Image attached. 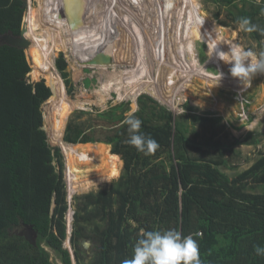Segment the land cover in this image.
Returning <instances> with one entry per match:
<instances>
[{
  "label": "trees",
  "instance_id": "16d2710c",
  "mask_svg": "<svg viewBox=\"0 0 264 264\" xmlns=\"http://www.w3.org/2000/svg\"><path fill=\"white\" fill-rule=\"evenodd\" d=\"M240 1L241 6L234 0H214L226 8L232 5L227 14L233 23L244 17L264 28V0ZM23 4L24 0H0V35H20ZM52 10L50 4L44 7L48 21ZM40 27L37 13L28 5L25 38L41 41ZM248 34L255 41L264 40L259 32ZM26 50L0 46V264H53L45 246L63 264H72L64 242L67 202L62 157L58 148L49 145L43 129L45 119L51 132L57 101L50 118H44L42 105L52 91L43 80L25 78L31 71ZM29 52L36 68L43 65L41 55ZM55 67L71 95L74 86L62 53ZM137 106L131 114L142 121L141 131L160 145L153 155L145 156L125 143L128 126L122 122L129 115V102L96 113L93 123L80 120L83 116L94 119L90 112L79 111L64 127V142L107 144L123 162L121 175L108 188L72 201L67 193L70 222L74 207L70 244L76 262L81 264L84 257L83 239L92 243L88 264H122L132 258L142 230L175 229L182 236L193 235L201 264H264V257L254 252L255 245L264 246V153L248 169L229 177L221 170L230 169L224 148L212 153L202 150L186 136L184 124L147 95L138 97ZM191 119L208 121L196 114ZM52 140L60 144L56 129ZM65 155L67 191L75 192L76 171ZM90 161L76 169L79 175L97 163ZM108 162L101 163V169L107 170ZM17 225L36 232L35 246L10 233Z\"/></svg>",
  "mask_w": 264,
  "mask_h": 264
},
{
  "label": "rangeland",
  "instance_id": "374dc122",
  "mask_svg": "<svg viewBox=\"0 0 264 264\" xmlns=\"http://www.w3.org/2000/svg\"><path fill=\"white\" fill-rule=\"evenodd\" d=\"M76 1H79L78 5H76ZM120 1L121 0H89L87 2L86 0H71L68 2L67 0H46L39 5V0H26L27 6L31 5L34 8V11L37 13L42 23L43 27H40L37 32H41L40 38H42L50 48L51 59L53 60V65L51 66H47V64L43 63V65L40 66L43 69V75L41 73V76L35 78L32 73L36 69V66L28 48L25 54L31 71L27 79L30 82L43 80L50 89L52 88L51 97L42 105L44 118L47 117L48 119L50 111H52L55 105L54 99L57 101V113L51 126V132L49 122H46L44 118L43 125L47 133L49 145L52 148H58L61 153L63 180L65 184L68 175V165L65 154L69 156L76 171V173L73 174L74 189L78 191H67L70 201L76 196L108 188V186L121 175L123 162L118 155L112 154L111 147L104 143L74 144L77 145V147L71 149L69 145L72 146V144L63 141L64 130L67 123L79 111L90 112L91 115H89V117L94 119L90 120L87 116H83L80 120L93 123L95 117L97 118L96 113H101L116 105H120V103L127 102L130 103V111H128V114H131L136 110V107L138 108L137 104L135 105L136 95L133 94L135 93L134 91H137L136 89H139L138 92H136L139 93V96L147 95L153 99L154 97L148 94V90L153 89V86H155L154 93L158 95L157 97L159 99L154 100L166 107L172 112L176 120L184 124V127L187 129L186 136L193 143L198 144L202 150L212 153L219 147L224 148L226 158L230 161V169L221 168V170L229 177L248 169L260 154L264 153V75L258 74L255 76L249 89L240 97V94L235 93L234 87L226 84L225 80L221 81L215 79L217 74H223L225 72L230 73L229 68L231 65L229 64L227 66L220 60V63L217 64V72L214 73L216 75H214L211 72L214 70V68H212L214 65L209 61L210 55H212V49L210 48L213 46L214 48L217 47V50H220L219 43L225 46L224 48H231L239 44L245 49H251L259 54V52L264 51V40L255 41L247 32L239 27L238 23L232 22L227 14L232 5L226 8L223 4L216 3L214 0H194L195 4L191 5H195V8L197 7L204 17H195L193 14L198 13V11L191 6L188 9L190 14H188V18L186 17V19L183 20V23H179L177 18L174 17V14L173 16H171L170 13L168 14L167 7L165 6L166 0H152L153 7H156V5L158 6L155 10L156 12L153 11L154 9L149 4L150 2L148 0H139V4L137 5H134L132 2L135 0ZM234 1L238 6H241L240 0ZM94 2H96L95 6L93 4ZM187 2L190 3V1ZM88 3L89 6L87 8ZM49 4L53 6L51 21L46 20L44 16V7ZM107 6L108 9L106 14L108 17L107 20H109L107 27L109 26V30L112 28L109 31V37L111 38V42L113 38L115 39L118 61H110L102 65H97V63H93V60L84 59L80 64L72 54L70 47L64 48L63 44H61L62 40L59 34V27L63 18L60 16L59 12L60 10H68L65 13L67 18L70 19V23L67 24V27L68 25L72 26V24L77 26L87 18L89 22H93L92 25L94 26L99 16L104 12L103 8ZM91 12H94V14L92 13L90 15ZM209 21L216 25L214 29L212 28V32L208 31ZM192 22L197 23V25L193 23L195 27H198V25L204 27L205 30L209 32V37L212 38L210 44L209 42H200L201 44L198 43L196 47V51L205 59L202 61L204 62L203 73L198 75H195L197 71L195 67L197 65L187 66L181 56L177 55V46L179 45L178 41H180V38L182 41L184 40L183 43L186 46L188 42L192 41L195 47V37H197V41L201 37L200 33L197 31L199 29L189 28ZM172 27L174 28L172 30L174 32L170 33ZM103 28L106 29L105 26ZM226 28L236 34V38L231 40V42H227L230 35L228 34L227 36L224 33V31L227 30ZM163 29L166 31L164 37L166 39L164 40L166 46L160 38V32L163 31ZM186 34L190 35L191 38L186 39ZM62 35L66 40H69L68 38L70 37L68 33ZM94 35H96V33H94ZM157 36H159L160 40L158 41L159 45L157 41L154 43L153 40L156 39L155 37ZM23 37L25 38V35H23ZM146 39L149 40H147L146 43L148 42L149 46L152 48L154 47L152 46L153 44L158 45L161 58L157 56V59L152 60L148 54H146L138 60L136 56H133L132 50L134 44L136 47L134 52L136 54L138 47L137 43L145 42ZM161 45H163V47ZM115 46L113 50H115ZM128 46L130 47L128 48ZM167 47H170L169 50H166ZM149 50L151 52V49ZM152 52L154 54L153 49ZM59 53H62L66 60L67 71L69 72L70 79L74 86L71 95L67 94L64 82L55 67V60ZM43 56L48 58L45 54H43ZM207 56H209V58H207ZM49 73H53L55 82L50 83L47 80L46 75ZM122 73L129 76L123 78V81H127V78H129V82L124 85L120 83L121 78L117 77L118 75L121 76ZM115 75L116 77H114ZM109 82L115 84L119 83V85H114V87L104 90ZM144 82L146 83L143 84ZM116 87H120L118 91ZM154 93L153 95H155ZM131 94L132 96H130ZM67 110L70 112L66 114L65 112ZM194 114L205 117L208 121H193L191 115ZM242 114L245 115V118L240 117ZM97 122L103 124L99 119ZM55 129L58 132L59 141L61 140L60 144H56L52 140V133ZM253 140H256L257 143H252ZM89 151H93V154H90ZM90 159L97 160L96 165H92L94 166L93 168L85 167L83 169V174L79 175L76 169L86 162H92ZM104 161H109L107 163V170L101 169L100 164ZM73 208L74 207H72V209ZM89 244L87 252L92 251V243L90 242ZM42 246L44 247L45 245L42 244ZM45 248L53 264H63L57 253L46 246ZM72 264H77L75 259L72 261Z\"/></svg>",
  "mask_w": 264,
  "mask_h": 264
},
{
  "label": "bare ground",
  "instance_id": "6f19581e",
  "mask_svg": "<svg viewBox=\"0 0 264 264\" xmlns=\"http://www.w3.org/2000/svg\"><path fill=\"white\" fill-rule=\"evenodd\" d=\"M46 0H39V5L42 3V2H45ZM68 2L69 1H71V0H67ZM87 2L89 1V0H86ZM122 1V0H121ZM120 1V2H121ZM150 3V5L152 6V8L154 9L153 11L154 12H156L155 10H156V8H158V6L156 5V7H153L154 5L152 4L153 2H152V0H148ZM187 1H190V3H188ZM133 2V4L134 5H137V4H139V0H135V1H132ZM158 2V1H157ZM126 3H127V1H126ZM130 3V2H129ZM154 3H155V1H154ZM172 7H167V10H168V14L170 13V15L171 16H173V14H174V17H176L177 18V20L179 21V23H183V20H185L186 19V17L188 18V14H190L189 13V11H188V9H189V7H193V8H195V5H191V4H195V1L194 0H172ZM79 4V1H76V5H78ZM94 4V6H95V4H96V2H94L93 3ZM179 5V6H178ZM31 6V5H30ZM88 6H89V3H88V5H87V8H88ZM109 6V5H108ZM108 6L105 8H103L104 9V12H102V15H100L99 16V18L97 19V23L93 26L92 24H93V22H89L88 21V18L87 19H85V21H83V22H81V24H79V25H77V26H75L74 24H72V26H69L68 25V27H67V24H69L70 22V19H68L67 18V15L65 14L68 10L66 9V10H60V12H59V14H60V16L63 18V20H62V22H61V24H60V27H59V34H60V38H61V40H62V43L61 44H63V46H64V48H67V47H70V50H71V52H72V54L75 56V58L77 59V61H78V63H80L81 64V62H82V60H84V59H88V60H93L94 62L93 63H97V65H102V64H105V63H108V62H110V61H113V62H117L118 61V55H116V53H117V47L115 46L116 44H115V39L113 38V40H112V42H111V38L109 37V31L112 29H110L109 30V26L107 27V25L109 24V20H107V9H108ZM179 7V8H178ZM174 8H175V11H174ZM34 9V8H33ZM110 9H111V7H110ZM178 9V10H177ZM197 11H198V13H195V14H193L195 17L197 16H203L202 14H201V12L199 11V9L196 7L195 8ZM94 14V12H91L90 13V15L91 14ZM65 14V15H64ZM113 14V13H112ZM45 16V15H44ZM204 17V16H203ZM101 18V19H100ZM95 19V18H94ZM143 19V18H142ZM93 20V19H92ZM96 20V19H95ZM145 20V19H144ZM86 21H87V23H86ZM108 21V22H107ZM89 22V23H88ZM193 23H194V25H197V23H195V22H192L191 23V25H189V28H191V29H199V30H197L199 33H200V39L197 41V37H195L196 38V40H194L195 42H196V45H195V47H194V44H193V42L192 41H190V42H188V44H187V42H186V44H187V46L183 43V41L181 40V38H180V41H178L179 42V45H178V43H177V55H180L181 56V58H182V60L184 61V63H185V65H187V66H195V65H197L195 68H196V73H195V75H198V74H201V73H203V66H204V62H202V61H204L205 59L204 58H202L200 55H199V53H198V51H196V47H197V45H198V43L199 44H201L200 42H204V43H206V42H209V44H210V41H212V38L211 37H209V32L211 31L212 32V28L214 29L215 27H216V25L215 24H213L211 21H209V24H208V31L209 32H207L206 30H205V28L204 27H200L199 25H198V27H195L194 25H193ZM106 27V29L105 28H103V27ZM99 27H100V30H99ZM147 28V27H146ZM174 28L172 27L171 29H170V33H172V32H174V31H172ZM227 30H225L224 31V33L228 36V34L230 35L229 37H228V40H227V42H231V40H234L236 37V34L233 32V31H231L230 29H228V28H226ZM145 30V29H144ZM65 33H68L69 35V37L70 38H68L69 40H66V38L65 37H63V35L62 34H65ZM94 33H96V35H94ZM160 34H161V40L163 41V44L165 45V41L164 40H166L164 37H165V34H166V31L163 29V31H161L160 32ZM187 35V34H186ZM65 36V35H64ZM137 36V35H136ZM160 36V35H159ZM159 36H157L158 37V39H157V37H155L156 39H153L154 40V43L157 41H160L159 40ZM214 36V35H213ZM52 37V36H51ZM117 37V36H116ZM124 37V36H123ZM170 37H171V35H170ZM187 38L186 39H190L191 38V36L190 35H187L186 36ZM164 38V39H163ZM167 38V37H166ZM26 39V38H25ZM41 39V41H32V40H29L30 41V45H29V47H27V49L29 48V50H32V51H34V52H36L37 54H39V55H41L42 56V58H43V63H45V64H47V66H51V65H53V60L51 59L52 58V56H51V51H50V48L46 45V43L44 42V40L42 39V38H40ZM49 39V38H48ZM185 39V38H184ZM27 40V39H26ZM140 40V39H139ZM148 39H146L145 40V42H138L137 43V52H136V54H135V52H134V49H136V47H135V44H134V47H133V50H132V52H133V56L135 57H137L138 58V60H139V58L141 59L143 56H145L146 54H148V56L150 57V59H152V60H155V59H157V56L159 57V58H161V55H160V50H159V48H158V45H159V42H158V45L157 44H153L152 46H154L153 48L151 47V46H149V43L147 42L146 43V41H147ZM192 40V39H191ZM149 41V40H148ZM186 41V40H185ZM46 42H47V40H46ZM125 42V41H124ZM124 42H123V44H124ZM130 42V41H129ZM194 42V43H195ZM127 43V42H126ZM117 44H120V43H117ZM148 44V45H147ZM151 44V43H150ZM167 44V43H166ZM95 45V46H94ZM127 45V44H126ZM125 45V46H126ZM182 45V46H181ZM115 46V50H113V47ZM131 46V45H130ZM130 46H128V48L130 47ZM162 47H163V45H161ZM166 46V45H165ZM165 46H164V48H165ZM123 47H124V45H123ZM225 46H223L221 43H219V48H221L220 50H218V51H224V52H227V51H229V47H227V48H224ZM169 48L170 47H167L166 48V50H169ZM183 48V49H182ZM149 49H151V52H150V50ZM152 49L154 50V54H153V52H152ZM172 49V48H171ZM210 49H212L211 50V54L212 55H210L211 57L209 58V56H207V58H209V61H210V63H212L214 66L212 67V68H214V70L213 71H211L213 74L214 73H216L217 71H216V69H217V64L218 63H220V60L216 57V55H215V53H213V51H214V47L212 46ZM67 51V50H66ZM122 52V51H121ZM170 52H171V50H170ZM43 54H45L48 58H50V59H48V58H45L44 56H43ZM140 54V55H139ZM170 54V53H169ZM168 54V55H169ZM208 54V53H207ZM167 55V54H166ZM204 55V54H203ZM125 58V57H124ZM133 62V61H132ZM224 62V61H223ZM98 63H100V64H98ZM227 66L229 65L228 63H226V62H224ZM158 64H159V61H158ZM166 64V63H165ZM169 67V66H168ZM191 68V67H190ZM147 70V69H146ZM193 70V69H192ZM191 70V71H192ZM158 71V70H157ZM43 72V69L41 68V67H38V68H36L35 70H34V72L32 73V75H33V77H35V78H37L38 76H41V73ZM221 72V71H220ZM30 73V72H29ZM29 73H27L26 75H25V78L27 79L28 77H29ZM100 73V72H99ZM103 73V72H102ZM104 74V73H103ZM207 74V73H206ZM42 75H43V73H42ZM214 75H216V74H214ZM106 76V75H105ZM207 76V75H206ZM114 77H116V75L114 76ZM118 78L120 77L121 79V81H120V83L122 84V85H124V84H127V82H129V78H127V81H123V78H125V77H129V76H127V75H125V74H123L122 73V75L121 76H117ZM202 77V76H201ZM46 78H47V80L50 82V83H53V82H55V78H54V76H53V73H49L48 75H46ZM157 79V78H156ZM215 79H217V80H221V81H226V84H228V85H230L231 87H234V89H235V93L236 94H240L239 96L240 97H242V94L244 93V92H246L248 89H249V87L250 86H243L242 84H240L235 78H233L232 76H231V74L229 73V72H225V73H223L222 75H221V77H220V75L219 74H217L216 76H215ZM158 80V79H157ZM227 80H229V81H227ZM116 82V81H115ZM133 83V82H132ZM136 83V82H135ZM146 82H144L143 84H145ZM152 83V82H151ZM114 85H119V83L118 84H115V83H113V82H109V84H107L106 86H105V89L104 90H108L109 88H112V87H114ZM152 85V84H151ZM150 85V86H151ZM258 85V84H257ZM140 86V85H139ZM165 86H166V84H165ZM154 87L155 86H153V89H151V90H148V94L149 95H151V96H153L154 98L153 99H159L157 96V94H155L154 92H155V89H154ZM168 87V86H167ZM256 87V86H255ZM119 88L120 87H116V90L118 91L119 90ZM159 89V88H158ZM259 89V88H258ZM129 90V89H128ZM127 90V91H128ZM137 91H134L135 93H133L134 95H136L135 96V99H136V101H135V105L137 104V99H138V97H139V93H136V92H138V90L139 89H136ZM153 93L155 94V95H153ZM162 95V94H161ZM130 96H132V94L130 95ZM163 96V95H162ZM101 97V96H100ZM120 98V97H119ZM166 102V101H165ZM220 106V105H219ZM121 107V106H120ZM135 109V108H134ZM136 110H137V107H136ZM135 110V111H136ZM211 110V109H210ZM217 110V109H216ZM135 111H133V112H135ZM70 111L69 110H67L65 113L67 114V113H69ZM132 112V113H133ZM240 117H242V118H245V115H240ZM62 122H63V119H62ZM253 125V124H252ZM251 127V126H250ZM61 130H62V125H61ZM240 131V130H239ZM235 133V132H234ZM60 142H61V140H60ZM70 146V148L72 149L73 147H77V145H74V144H72V146L71 145H69ZM66 151H68V150H66ZM68 152H70V151H68ZM65 188L67 189V186H66V184H65ZM66 202H67V210H66V212H65V225H66V239L64 240V242L65 241H67V246H68V248L66 249L65 247H63L64 249H66L68 252H69V254H70V258H71V260L73 261V258H74V255H73V249H72V247H71V244H70V236H71V233H72V223H73V214H74V208H73V213H72V215H71V222L69 221V216H68V211H69V200H68V197H67V190H66ZM54 206V201L52 202V207ZM63 242V243H64ZM84 242H86L88 245H89V241H87V240H85Z\"/></svg>",
  "mask_w": 264,
  "mask_h": 264
},
{
  "label": "clouds",
  "instance_id": "9594fccd",
  "mask_svg": "<svg viewBox=\"0 0 264 264\" xmlns=\"http://www.w3.org/2000/svg\"><path fill=\"white\" fill-rule=\"evenodd\" d=\"M166 7H172L171 0H166ZM239 27L247 32H259L264 36V28L253 24L250 18H240ZM216 57L231 65L230 74L243 86H251L255 76L264 75V51L257 54L251 49H245L237 44L229 48V51L214 49ZM220 77L222 73L219 74ZM127 125L129 133L126 144L133 146L145 156L153 155L160 148L157 140L141 131L142 121L133 114L122 122ZM199 235V233H196ZM255 255L264 257V246H254ZM122 264H201L199 247L193 235L182 236L175 229L167 230H142L132 250V258L124 259Z\"/></svg>",
  "mask_w": 264,
  "mask_h": 264
},
{
  "label": "water",
  "instance_id": "95a60500",
  "mask_svg": "<svg viewBox=\"0 0 264 264\" xmlns=\"http://www.w3.org/2000/svg\"><path fill=\"white\" fill-rule=\"evenodd\" d=\"M23 7L25 8V12H24V19H23V22H22L20 35L19 36H14L11 32H8L6 34L0 35V46L1 45H7V46H10V47H15V48L22 49V50H25V49H27V47H29L30 41L26 40L23 37V35L25 33V15H26V12H27V3H26L25 0H24ZM78 20H80V19H78ZM43 129L45 130L44 127H43ZM26 228L27 229H31V227H29V226H26ZM29 233H32V232H29ZM30 236L31 237L27 236L25 239L31 245L35 246L36 245V233L34 235L31 234Z\"/></svg>",
  "mask_w": 264,
  "mask_h": 264
},
{
  "label": "flooded vegetation",
  "instance_id": "af4514ba",
  "mask_svg": "<svg viewBox=\"0 0 264 264\" xmlns=\"http://www.w3.org/2000/svg\"><path fill=\"white\" fill-rule=\"evenodd\" d=\"M24 226L25 225H17L15 228H13L11 231H10V233L11 234H18V235H20V236H22V237H24V238H26L27 236L28 237H31L30 235L32 234V235H34L36 232L35 231H33L32 230V228L31 229H27L26 227L24 228ZM20 230V231H19ZM30 230V231H29ZM29 232H32V233H29ZM22 234V235H21ZM85 241V239H83L82 241H81V244H82V251H83V255H84V257L82 258V263L81 264H88L89 263V260H90V258H91V256H92V254H91V252H87V249H88V247H89V245L86 243V242H84ZM73 260H74V258H73ZM76 261V260H75ZM71 263H72V260H71ZM77 263V262H76ZM78 264V263H77Z\"/></svg>",
  "mask_w": 264,
  "mask_h": 264
},
{
  "label": "crops",
  "instance_id": "0c3cea01",
  "mask_svg": "<svg viewBox=\"0 0 264 264\" xmlns=\"http://www.w3.org/2000/svg\"><path fill=\"white\" fill-rule=\"evenodd\" d=\"M78 11V10H77Z\"/></svg>",
  "mask_w": 264,
  "mask_h": 264
}]
</instances>
